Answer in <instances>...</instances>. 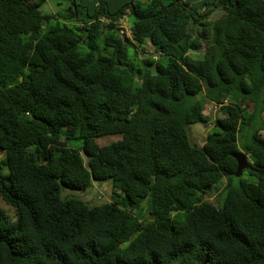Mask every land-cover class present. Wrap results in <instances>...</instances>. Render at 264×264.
<instances>
[{
    "label": "trees",
    "instance_id": "trees-1",
    "mask_svg": "<svg viewBox=\"0 0 264 264\" xmlns=\"http://www.w3.org/2000/svg\"><path fill=\"white\" fill-rule=\"evenodd\" d=\"M46 2L0 0V264H264V0Z\"/></svg>",
    "mask_w": 264,
    "mask_h": 264
},
{
    "label": "rangeland",
    "instance_id": "rangeland-1",
    "mask_svg": "<svg viewBox=\"0 0 264 264\" xmlns=\"http://www.w3.org/2000/svg\"><path fill=\"white\" fill-rule=\"evenodd\" d=\"M71 0H47L46 4L43 6L42 11L44 14H55L57 15L58 12L61 13H65V11L71 6ZM103 21H105L106 23L109 22L108 19L104 18ZM119 28H122L125 32L130 31V17L127 13L126 17L123 18L121 21H119ZM146 55L144 53H142V56H148L151 54L156 55V52L154 50V48L150 45L147 44L144 47ZM229 101H226V104H228ZM247 109L251 110L252 109V105L250 103H247ZM204 113L209 116L210 118V122L209 125H204V124H195L191 126V140L193 143H196L198 145H204V143L207 140V136L210 133V129L212 128V126H214L216 120L218 118H222L223 116V112L221 110V107L216 106L214 104H212L211 102H207L205 104V110ZM262 135L264 136V131L262 132ZM121 139L120 136H109V137H103L97 140V142L99 143L100 146L106 145V144H110L113 142H117ZM79 143L77 142H71V146L72 148H77L79 147ZM4 157V154L1 153L0 151V160H2ZM85 162L86 159H85ZM3 175H9L8 170H5ZM225 181L221 182L218 186L214 187L209 194V199L211 201H215L217 195L222 191L224 185H225ZM112 183L107 181V182H94L93 181V186L88 189L85 192H80V191H70L68 189H64L62 191V197H75V198H79L91 205H99V204H103L105 202H111L112 201ZM148 203L147 200L143 201L141 206L143 208V211L141 213H139L142 216V219L146 220L148 219V216L146 214V211L144 210V208L146 207L145 205ZM5 206H7V211L10 213H7V216H13V211L11 209L8 208V205H6L4 202L1 203L0 207L1 209H5ZM147 209V208H146ZM5 211V210H4ZM16 220V218H15Z\"/></svg>",
    "mask_w": 264,
    "mask_h": 264
},
{
    "label": "water",
    "instance_id": "water-1",
    "mask_svg": "<svg viewBox=\"0 0 264 264\" xmlns=\"http://www.w3.org/2000/svg\"><path fill=\"white\" fill-rule=\"evenodd\" d=\"M66 132L63 133V136H66ZM236 158L238 160V171L237 175H241L243 170L249 168V158L247 155H245L243 152H240L236 155Z\"/></svg>",
    "mask_w": 264,
    "mask_h": 264
},
{
    "label": "built area",
    "instance_id": "built-area-1",
    "mask_svg": "<svg viewBox=\"0 0 264 264\" xmlns=\"http://www.w3.org/2000/svg\"><path fill=\"white\" fill-rule=\"evenodd\" d=\"M120 27V26H119ZM118 27V28H119ZM122 29V28H121ZM121 35L123 36V37H127V38H130V39H132V31H131V28H130V31H128V32H125L123 29H122V31H121Z\"/></svg>",
    "mask_w": 264,
    "mask_h": 264
},
{
    "label": "clouds",
    "instance_id": "clouds-1",
    "mask_svg": "<svg viewBox=\"0 0 264 264\" xmlns=\"http://www.w3.org/2000/svg\"><path fill=\"white\" fill-rule=\"evenodd\" d=\"M121 21V20H120ZM130 39V38H129Z\"/></svg>",
    "mask_w": 264,
    "mask_h": 264
}]
</instances>
